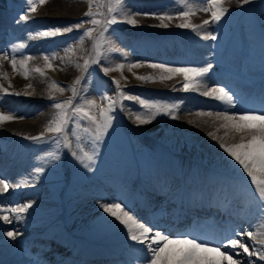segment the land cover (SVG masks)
<instances>
[{"label":"snow or ice","instance_id":"snow-or-ice-1","mask_svg":"<svg viewBox=\"0 0 264 264\" xmlns=\"http://www.w3.org/2000/svg\"><path fill=\"white\" fill-rule=\"evenodd\" d=\"M178 2L181 3L182 10H178L177 17L183 18V22L177 24L176 27L190 29L198 35L201 31H204V35L201 37L203 40L215 41L217 36L213 32L206 31V29L210 24L218 25L228 13L229 10L221 6V0H208L210 7L202 8L201 10L210 11L211 16L199 25L192 24L187 19L193 11L192 6L187 4L186 0H178ZM237 2L239 5H244L250 3V0H237ZM38 3L43 4L45 0H26L25 14L19 16L17 23L29 21L31 18L29 14L35 13ZM87 5V11L83 13L79 22L70 23L66 26H51L46 30L35 33L38 38H55L77 30L79 32V42H83L85 38L91 39L93 41L92 51L94 55L85 58L82 66L76 65L77 67H83L84 72H88L91 65H98L104 59L105 54L102 48L104 44L108 43L106 33L112 29L113 25L127 24L133 27L138 26V21L125 11L126 0H110L106 12L103 11V5L99 0H87ZM94 6L97 8L95 12L93 11ZM139 14L135 13V15ZM143 14L145 16L154 15L160 21L159 25H150V27L168 28L169 24L165 23V21L173 20V16L167 12L158 15L156 13ZM118 15L122 18L118 19ZM98 17H103V19ZM85 25L90 26L85 27ZM25 48L26 45L24 43L11 45L10 50L5 49L0 54V61H7L14 73L19 71L25 78L30 72H36L40 76H44V69L28 67L30 56H23L22 59H17L16 53H20ZM65 51L73 52L75 49L69 45ZM108 51L118 52L120 49L109 48ZM43 58L45 67H53L49 60V55H44ZM52 58H57L54 53ZM59 59L63 63L65 58L60 57ZM69 63H71L70 60ZM139 66L138 63L129 64L128 69L131 71L134 67ZM150 66L162 69L169 75H161L159 77L144 75L136 76V79L145 82L157 78L167 80L171 79L172 74H181L185 92L197 90L202 83L209 79L210 70L213 68L211 63L204 67H170L163 63H152ZM123 68V64L118 63L115 65L116 70H122ZM110 70L108 67L101 68L104 74H107ZM0 75L5 80L8 79L7 73L0 72ZM84 79L85 76L82 73L75 78L72 85L67 86V90L71 91L72 95L65 100H57L55 93H63L66 88L62 87L59 82L53 81L50 84L49 102L56 112L53 118L47 122L43 132L35 136H26L24 139L45 144L53 142L64 149H68L71 157L89 172L92 171L91 165L95 163L97 150L94 147L92 151H87L85 150L86 146H81L79 152L72 150V141L69 139L70 126L73 129V134H75L76 129H80L91 136V142L94 146H98L109 134L110 130L114 128L117 108L119 107L123 111L126 102L130 101L139 105L138 110L129 109L130 118H134L137 126L150 124L161 116H169L174 119L178 111L184 110L183 105L186 103L183 100L168 103L142 98L139 95L130 93L126 86L121 85L119 80L113 78L114 96H109L107 92L103 93L102 99L107 103L105 106L99 107L97 112L95 100L87 99L83 100V102H77L80 100V93L83 88L81 82ZM28 87H31V85H28ZM170 91H175V87ZM11 94L20 95V93H9L8 88L0 85V101L3 100L4 95ZM25 95L29 94L25 93ZM202 95L218 102V105L225 106V110L217 111L215 114L212 111H208L206 113L200 112L198 115H215L217 119L223 121L221 127L225 129V136L230 133L234 136H239V142L229 144L223 142L222 137H218L212 132L207 133V136L213 141L219 142V148L230 158L226 162L238 173L247 195L255 205L258 217H264V108L247 109L241 107L236 94L226 86L211 87L208 91L203 92ZM14 118L17 117L0 112V122L10 121ZM76 139L79 141L81 137L77 136ZM44 157L46 158V164L49 159L52 163L60 159L58 151L46 152ZM34 172L42 174L45 172V167H35ZM10 186L9 182L0 179V196L7 193ZM15 187L19 188L21 185L18 183ZM30 207H32L31 203L15 207L0 205V213H2L0 220L6 223H11L13 219L20 220L22 218L20 214ZM100 207L103 213L106 214L104 219L109 224L115 225L125 236L126 241H132L135 245L142 246L141 251H143L144 255L137 258L138 264H255L252 260L253 256H258L259 260L264 261V248H257L254 244L248 243L244 239L245 236L250 240L254 239L252 231L226 233L216 242L215 246H211L209 242L190 238L188 234L178 233L172 236L164 233L151 221L141 220L137 217L127 202H120L119 198H117L116 202L101 204ZM3 235L15 240L20 233L7 231ZM257 243L264 245V240H259ZM177 245H183L184 247H172ZM207 253H216L217 255L216 257H209L206 255ZM245 255L247 257L246 261L244 259ZM234 257L236 258L234 259Z\"/></svg>","mask_w":264,"mask_h":264},{"label":"bare ground","instance_id":"bare-ground-1","mask_svg":"<svg viewBox=\"0 0 264 264\" xmlns=\"http://www.w3.org/2000/svg\"><path fill=\"white\" fill-rule=\"evenodd\" d=\"M193 1H194L195 4H192L191 5L193 11L189 15V16H191V18L190 17L189 18L192 21H189V20L188 21L189 22H193V20H194L197 23V25H199V24L202 23V18L204 16H206V15L209 14V11H203L201 9L202 8H206V7H210V4L206 0H193ZM228 1L229 0H221V3H223V2L224 3H227ZM59 3H60V6L61 7H66V6H68V5L71 4V9L72 10L75 9L77 11L79 9V6L78 5L75 6L74 4H72V2L70 0H64V2L60 1ZM153 7H155V5L154 6H151L149 8H136V7H131L130 9L132 11L133 10H139V11L143 10V13H151L155 9ZM131 10H127L128 14L131 15L133 19H137L138 22H140V24L143 27H149V28H153V29H157V30L180 29V28L176 27V25L179 24V23H181L180 20H183V19H181L179 17L176 18L174 16V18H173L172 21H165V23H168L169 24V27L168 28L150 27V25H154V24L158 23L156 16H154V15L145 16L144 14L135 15V13L132 12ZM41 12L43 14H47V13H45V11H43L39 7H37V10L35 11V13L37 15H40ZM24 14H25V12H24ZM58 14L59 13H54V15H58ZM64 14L70 15V14H67V13H64ZM29 15H30L31 18L33 17L32 16L33 13H30ZM210 16L211 15H208V17H210ZM17 19H18V16L16 17V20H15V22L12 25H10V24L7 23V25H8L7 29L3 32V34L0 33V54H2V52L5 49H9L10 50V47L13 44L24 43L26 45V43H30L31 42L30 40L27 41V38H26L27 36H24V34L30 29L28 23L27 22L17 23V21H18ZM1 25H4V22H2ZM2 38H4V39H2ZM35 42H36V51H40L39 52V56H35L34 57L32 55H27L26 52H25V49H23V50H21L20 53H16L17 59H22L23 56H30L31 59L28 60V67L29 68L40 67L42 69H45L49 74H54V75H57L59 77H65V75L59 74V72H60V68L59 67H57V68L56 67L48 68V67H45V65H44V58H43L44 55L41 52V49L46 45V38H36L35 39ZM201 48H203V45L201 46ZM234 52H236V51H233V53ZM205 54L207 56H209L207 52H205ZM217 58H218V55H215L214 54V55L210 56L209 58L204 59L203 62L204 63H211V61H210L211 59L217 60ZM185 61H187V60H185ZM190 61H196V60L195 59H192ZM138 63H140V62H138ZM186 63H188V62H186ZM165 64L168 65V66H170V67H179L177 65H180V67L181 66L182 67H184V66H190V65H187V64H182L181 62H178V61H170V63H165ZM9 65H8V62L7 61H0V66H2V70H6L7 74L10 75L12 77V79H13V80L11 78L7 79L6 80L7 82H6V86L5 87H8L9 88L10 87L9 84L10 85L16 84L20 91H17V88L15 86H13L12 88H14L17 91V92H13V93H20L19 97L21 99H23V100H26V101H37V102H40L41 103V101H43V97H44L42 94L45 91L44 84H46L47 85V88L50 89L51 82L49 81V77H47V75L40 76L36 72H30L29 73V75L27 77L30 80H32V82L34 83V88H37L38 86L42 85V83H43V86H42L41 90L39 89L40 91H37L36 92L37 95L36 96H32V94H30V91L31 90H29V87H28V84H29L30 81L27 84L28 78H25L19 72H15L14 73L12 71V68ZM139 67H145V66L140 65ZM236 67L242 68L241 64H239V63H235V67L232 66L231 68L235 70ZM150 68L156 73V75H159V76H161V75H169L168 73L164 72L162 69L153 68V67H150ZM133 69H135V68H133ZM213 72H214V70L213 71L212 70L210 71V73H213ZM240 74H242V73L241 72H237L236 73V75H240ZM0 76L2 77V75H0ZM260 79L261 78L258 79L254 75H248V76L245 77V81L247 83H249L248 86H249V88L252 91L259 90V89L262 88L261 87L262 84H261ZM0 80H2V79L0 78ZM155 81H156V79H155ZM165 81L168 82V83L169 82H172V83H169V84L162 83V84H165L166 85L165 88L160 87L159 84H157L155 86H146V87L134 86V90H136L137 92H139L141 94L139 96H141L142 98H149V99L150 98H153L154 101H155L156 99H161L164 96L163 102L172 103V102H176L177 100L186 101V103L183 105V109L184 110L178 111L176 113L174 119L172 117L165 116V122L169 124L170 129L167 128L165 131H162L163 132V136L161 134H159V135H161L163 137V141H169V137L171 136V130H174L175 127H177L178 130H181V129L178 128V126L181 125L183 122H185V121H183V118H184L188 122H191V123H188L189 129H191V130H194L195 131L196 130L195 128L197 127L196 125H200V126L202 125L201 126L202 128L205 127L204 131H206V133H205L206 135H207L208 131L209 132H212L213 134L218 131L220 133H217L218 134L217 136H219V137L221 136L226 141V143H229V144L230 143H237L238 140L234 139L236 137H234V135H232L231 133L229 135H227V136L224 135L225 131L221 127V124L223 123V121H221V120H219L217 118H210L211 121L209 119H207V120H209L207 122L206 121V117H203V115H198V113H200V112H205L206 113L207 111H204L203 106L200 103H198V102H201V101H199V100H192V97L189 94H187L184 90H182L183 89V83H182L183 82V76L181 74H172L171 79H167ZM165 85H162V86H165ZM153 87H156V88H153ZM173 87H180L179 88L180 89V92L175 93V92L170 91V89L173 88ZM211 87H216V86H214V85H209L208 86V85H205V83H202L198 87L197 90L198 91L203 90L200 93V94H202L203 92L208 91V89L211 88ZM28 90H29V92H28L29 95H25V93H27ZM146 92H149L150 95H144ZM168 94H170V95H168ZM180 94L183 97L180 96ZM236 97L238 98L239 105L242 106L243 108L244 107L245 108H248V109H260V108H264V95L260 97V96L253 95L252 93H250L249 95H247V94H239V95H236ZM192 101H198V102H192ZM256 104H258V108L255 107ZM6 107H8L9 110H11L13 113H15L12 110V106H10L9 104H7ZM31 110H32L31 108H25V107L22 108L21 107V109L18 110V112L21 111L20 113L25 114L27 112H30ZM224 110H225V108H224ZM183 112H186V113H183ZM213 113H215V112H213ZM6 115H10V114H6ZM15 116L17 118H14L13 120H10V122H13L14 124L15 123L16 124L19 123V125H20L21 128L22 127H28V128L26 130L27 132L14 131L13 133H21L23 135L32 134V133L37 132L40 129V127H41V119L38 116H34V117H30V118H25V119L19 118L18 122H15V121L18 119L19 116H17V115H15ZM204 118H205V122H202V120ZM212 120H214V121L219 120L220 121V123H217L216 122L218 124V126L216 128H214V129H212L211 127L209 128L210 125L211 126L214 125V124H212L214 122ZM207 128L209 130H207ZM198 129H199V126H198ZM184 130L185 129H182V131H184ZM153 136H156L158 138L157 133L155 135H153ZM175 136H176V134H175ZM175 140L176 139H174V141L172 140L173 143H175ZM214 142H216V144L219 145V142L218 141H214ZM194 148H196V147H194ZM181 151H183V150H181ZM183 152L186 153V154H188L187 151H183ZM193 153H194V151H193ZM214 160H216V159H214ZM220 166H221V169L222 170H226L229 174H231V175H238V173H236L231 168V165L224 164L222 166L220 164ZM2 173L3 172H2V170L0 168V174H2ZM171 177H172V174H171ZM131 180H133L132 181V184H131V186L128 187V189H127L126 192H123V193L112 192L113 194L110 193L107 196V198L109 199L113 195V197H115V199L119 198V201L120 202H127V204L131 207V209L134 210V214L137 217H139L141 220L148 221L150 219L149 214L152 213V210L146 206L145 198L142 197L141 191H139L137 189V184H139L138 183V180L139 179H137V177H135V178L132 177ZM151 182L152 183H150V185H151L152 189L154 190V193L161 192L165 188H168V190L166 191V194L168 193L171 196H173V201L174 202H178L179 200L190 201V202H194V201H197V200H206L207 203H208L209 209H210V213L207 212L208 216L206 218H202L201 217V219H202V221H203L204 224L212 225L214 223V221H215V219L217 217V216H214V214H216L215 212H213L214 209L217 210V211H221V209L218 208V206L221 205L220 202H219L218 196L210 188H207V187H209V184L206 185L203 181L201 183L203 185H206L207 187H201V190L198 191V192H196V193H194L193 191L190 190V185H189V182H187V181L181 182V184L186 189L184 187H182L181 185H179V184H175L177 182L175 180H173V179H169L166 182V184H165L166 186H161V184L159 183V181H157L155 179H153V181H151ZM122 194H125L123 198L120 197V196H118V195H122ZM232 200L234 201V204H232V206H238L239 209H245L246 214H244L242 212H239L237 210V208H231L229 210V213H228L227 209L225 208L224 211L222 212V214L219 215V216L220 217H224V218H228L229 217V214L231 216H234L235 219L232 220L231 227H234V226H238V227H234L231 231H228V232L223 231L222 233L223 234L224 233L226 234V233H229V232H234L236 230H239V231H242V232L245 231V230L252 231L253 232L254 239H251L250 240L247 236H245L244 237L245 241L248 242V243L254 244L255 247H257V248H264V245H261V244L257 243V241H259V240H264V226L262 224H260V222H259V220L257 218L256 219V223L254 224L255 226H252L251 227L250 222L248 220V211H252L251 209H253L255 205L253 204V202H251L249 200L248 197H245L243 195V193H240V192L239 193H235L234 195H232ZM224 203L226 205H230V203H232V201L230 200V198L227 197V199H224ZM88 209L89 210L86 211L87 214L88 215H91V211H94L95 212V215H91V217L98 219V216L96 214V211L93 210L92 208H88ZM20 215H21V217H22L23 220L30 221V222L33 223V220L30 219V214H29L28 210H26L24 213H21ZM142 215L144 217H146L148 220L145 219V218H143ZM210 216H212V218H210ZM178 220H181L182 221L183 219L181 218V219H178ZM3 224H9V223H6L3 220H0V226H3ZM189 224H190V222L189 223H184L183 226H182V229L179 230V232H177V230L170 231V233H171L170 235L175 236L176 234L180 233L181 231H187V232L190 233L191 232V225H189ZM242 225H244V226H242ZM235 228H238V229H235ZM7 231L8 230L5 231L3 229L0 230V257L7 256L8 257V260H9L7 263L8 264H12L13 255H14V253L12 251L13 245L11 244V242L7 238H5V235H3V233H5ZM183 234H187V233L184 232ZM224 235H222V236H224ZM115 237L116 238H119L120 237V235H119L118 232L115 234ZM209 238L210 237L205 236L204 237V240L208 241V240H210ZM198 239H200V238H198ZM201 239H203V238H201ZM220 239H221V237L218 238V240H220ZM172 247H184V246L183 245H177V246H172ZM250 251H251V248H250ZM229 254H231V253H229ZM206 255L209 256V257H216L217 254L216 253H207ZM109 258L111 260L115 261L118 264V262L116 261V259H114L112 257H109ZM252 260H255L256 262H262L261 260H259L258 256H253L252 257ZM38 263L41 264L40 261H38Z\"/></svg>","mask_w":264,"mask_h":264},{"label":"rangeland","instance_id":"rangeland-1","mask_svg":"<svg viewBox=\"0 0 264 264\" xmlns=\"http://www.w3.org/2000/svg\"><path fill=\"white\" fill-rule=\"evenodd\" d=\"M60 1H62V2H64V0H47V2H46V4H40V8L41 9H46V11H48V13H51V14H54V13H59V14H64V13H67V14H74V13H77L79 10H82V9H84L85 8V5H86V1L84 0H80V3H79V1H74V0H70L71 2H72V4H74L75 6L76 5H78L79 6V9L76 11L75 9L74 10H72L71 9V4L70 5H68V6H66V7H61L60 6ZM50 4V5H49ZM50 7V8H49ZM54 11V12H53ZM172 16H173V18H174V16L177 18V13H173L172 12ZM190 17V16H189ZM187 18L189 21H192L190 18ZM181 19H183V18H181ZM17 20H19V16H18V19ZM135 20H137V19H135ZM138 21V20H137ZM157 21H158V23H156L157 25L158 24H160V21L157 19ZM181 22H183V20H180ZM190 23H194V21L193 22H190ZM138 24L140 25V26H142L141 24H140V22H138ZM156 24H154V25H156ZM260 54V53H259ZM2 65V64H1ZM9 65V64H8ZM44 65H45V61H44ZM10 67H11V65H9ZM44 68V67H43ZM135 69H132V72H136V70L138 71V69L139 68H136V67H134ZM135 70V71H134ZM141 70V69H140ZM0 72H5V73H7L6 72V70H2V66H0ZM17 72H19V71H17ZM131 71H129V69L127 70H124V71H122V73H120L119 74V76L120 77H122V79H125V78H128V79H130V80H136V77H134L133 75H131V73H130ZM139 72V71H138ZM60 73L61 74H63V75H65L66 74V71L65 70H63L62 68H61V71H60ZM65 73V74H64ZM143 73L144 74H146L147 73V70H144L143 71ZM152 74V76H155V77H159V75H156V74H154V73H151ZM123 75V76H122ZM7 76H8V79L9 78H11L12 79V77L10 76V75H8L7 74ZM125 76V77H124ZM127 76V77H126ZM0 78L2 79V80H0V84L3 86V87H5L6 86V80L4 79V77L2 76H0ZM28 78V77H27ZM13 80V79H12ZM160 80V81H159ZM30 81V82H29ZM156 81H159V82H157V84H161V85H163L162 83H166V84H169V83H172V82H166L165 80H162L161 81V79H156ZM28 82H29V84H28ZM14 83V82H13ZM27 84L28 85H32L31 87H29V90H31L30 91V94H32V96H36L37 94H36V92L37 91H40L41 90V88H42V86H43V83H42V85H40V86H38L37 88H34V83L32 82V80H30L29 78H28V81H27ZM13 86H15L16 88H17V91H20L19 90V88L17 87V85L16 84H13V85H10V87L9 88H12ZM40 89V90H39ZM29 90L27 91V93L29 92ZM35 91V92H34ZM34 92V93H33ZM198 93V92H197ZM198 94H200V93H198ZM204 111H212V112H217V111H221V110H204ZM223 111V110H222ZM215 114V113H214ZM203 117H206V121L208 122L209 120L211 121V119L210 118H216L214 115L213 116H207V115H203ZM209 117V118H208ZM19 118L20 117H18V119L15 121V122H18V120H19ZM207 119H209V120H207ZM204 120V121H203ZM202 120V122H205V118ZM183 121H185V122H183ZM183 123L181 124V125H179L178 126V128L179 129H181V130H178L177 129V127H175L174 128V130H171V136L169 137V141H165V142H168V143H171V144H174V145H177V146H179V147H183L182 149L183 150H185V151H191L192 152V154H194V155H200V156H204V157H207V158H209V161H217L219 164V166H220V164L223 166L224 164H228L226 161H227V159H230V158H228L227 157V155L226 154H224L223 153V150L222 149H220L219 148V145H217L216 144V142H214L209 136H207L205 133H206V131H204V129H205V127L204 128H202L200 125H196L197 127L195 128L196 130L194 131V130H191V129H189V125H188V121L186 120V119H184L183 118ZM212 121H214V120H212ZM187 122V123H186ZM220 123V121L219 120H216V121H214L212 124H214V125H210L209 126V128L211 127L212 129H214V128H216L217 126H218V124L217 123ZM185 124V125H184ZM168 125V126H167ZM220 125V124H219ZM165 126V127H164ZM198 126H199V129H198ZM144 127V126H143ZM208 127V126H207ZM21 127H20V125H19V123H13V122H10V121H4V122H0V130L1 131H7V132H14V131H20V132H27L26 130H27V128L28 127H22L21 129H20ZM167 128H169L170 129V126H169V124L168 123H166V124H163V126L162 127H159V126H157V127H154L153 129H154V134H156L157 133V135L159 136L158 137V139H160V140H163V132L162 131H165ZM4 129V130H3ZM25 129V130H24ZM182 129H185L184 131H182ZM207 130H209L208 128H207ZM224 131H225V129H224ZM159 132V133H158ZM178 132V133H177ZM209 132V131H208ZM223 132V131H222ZM152 133H153V131H152ZM190 133V134H189ZM217 133H220V132H215L214 133V135H218ZM153 134V135H154ZM159 134H161V135H159ZM175 134H176V136H175ZM196 134V135H195ZM199 134V135H198ZM223 134V133H222ZM194 136V137H193ZM198 136V137H197ZM173 137V138H172ZM219 137V136H218ZM221 137V136H220ZM234 137H236V138H234ZM233 138L234 139H236V140H238L237 142H239V136H234ZM150 137H148V139H149ZM189 138V139H188ZM200 138V139H199ZM206 138V139H205ZM174 139H176L175 140V143H173V141H174ZM181 141H180V140ZM183 139V140H182ZM168 140V139H167ZM173 140V141H172ZM179 140V141H178ZM204 140V141H203ZM189 141V142H188ZM211 143H210V142ZM223 141L226 143V141L223 139ZM182 142V143H181ZM196 142V143H195ZM177 143V144H176ZM196 145H195V144ZM199 144V145H198ZM206 144V145H205ZM194 145V146H193ZM202 145V146H201ZM214 145V146H213ZM200 146V147H199ZM212 146V147H211ZM194 147H196V148H194ZM203 147V148H202ZM205 148V149H204ZM207 148V149H206ZM216 148V149H215ZM190 149V150H189ZM193 151H194V153H193ZM205 151V152H204ZM201 152V153H200ZM210 152V153H209ZM216 152V153H215ZM220 154V155H219ZM212 157H211V156ZM215 156V157H214ZM222 156V157H221ZM224 157V158H223ZM227 157V158H226ZM211 158V159H210ZM218 158V159H217ZM214 159H216V160H214ZM223 159V160H222ZM225 160V161H224ZM224 161V162H223ZM207 162V161H206ZM234 163V162H233ZM218 165H215L216 167H218L219 169H220V167L218 166ZM232 168V167H231ZM242 170V169H241ZM231 172V171H230ZM87 210H89L88 208H84V214L86 215V218L88 219V220H96L97 218H93V217H91V215H95V212L94 211H91V215H88L87 214ZM103 211V210H102ZM99 217H101L102 215H101V212L99 211ZM0 215H2V213H0ZM105 220V219H104ZM100 222V221H99ZM106 223H108L107 221H105ZM107 235H110L111 233H112V230H110V228H106V232H105Z\"/></svg>","mask_w":264,"mask_h":264}]
</instances>
